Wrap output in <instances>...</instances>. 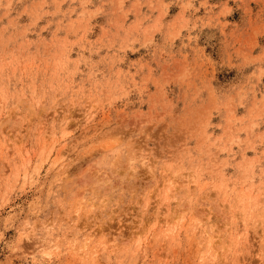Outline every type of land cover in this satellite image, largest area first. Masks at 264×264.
<instances>
[{
	"label": "rangeland",
	"instance_id": "1",
	"mask_svg": "<svg viewBox=\"0 0 264 264\" xmlns=\"http://www.w3.org/2000/svg\"><path fill=\"white\" fill-rule=\"evenodd\" d=\"M0 264H264V0H0Z\"/></svg>",
	"mask_w": 264,
	"mask_h": 264
},
{
	"label": "bare ground",
	"instance_id": "2",
	"mask_svg": "<svg viewBox=\"0 0 264 264\" xmlns=\"http://www.w3.org/2000/svg\"><path fill=\"white\" fill-rule=\"evenodd\" d=\"M176 187V186H175ZM207 234V233H206ZM168 238V237H167ZM173 238V237H172ZM236 238V237H235ZM211 241V240H210ZM204 242V241H203ZM189 243V242H188ZM207 243H209V242H207ZM240 243V242H239ZM232 245V244H231ZM211 246V245H210ZM215 247V246H214ZM200 249V248H199ZM223 249V248H222ZM225 249V248H224ZM228 249V248H227ZM191 252V251H190ZM211 252V251H210ZM218 254V253H217ZM203 255V254H202ZM201 255V256H202ZM200 257V256H199ZM162 259V258H161Z\"/></svg>",
	"mask_w": 264,
	"mask_h": 264
}]
</instances>
